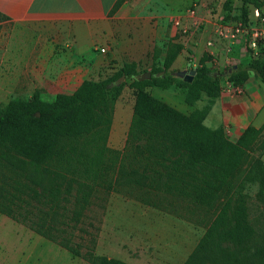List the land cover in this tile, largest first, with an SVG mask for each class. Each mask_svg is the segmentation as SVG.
<instances>
[{
  "label": "trees",
  "instance_id": "trees-1",
  "mask_svg": "<svg viewBox=\"0 0 264 264\" xmlns=\"http://www.w3.org/2000/svg\"><path fill=\"white\" fill-rule=\"evenodd\" d=\"M236 20L248 26L250 12L264 16V0H236ZM123 0H118L115 8ZM250 53L247 65L227 75L232 86H243L249 73L264 85V54ZM155 47L149 79L137 77L136 63L101 81H84L72 94H57L51 102L39 92L14 98L0 108V214L56 244L88 264H126L95 253L94 242L84 247L76 232L89 210L95 187L86 181L87 153L65 139L85 137L100 126L97 115L108 117L125 83L134 91V104L114 186L135 193L143 205L161 209L165 196L206 211L205 229L182 264H264V229L255 228L247 201L232 194V184L262 128L247 127L235 142L221 128L204 125L220 93V74L203 57L190 84L173 76L171 66L182 46L169 42ZM162 56V57H161ZM124 81L116 86V81ZM180 89L184 102L207 103L186 115L150 93V89ZM260 148L264 150V140ZM248 181H258L257 201L263 205L264 165L255 161ZM227 195H221L224 192ZM208 219V220H207ZM84 250V252H82Z\"/></svg>",
  "mask_w": 264,
  "mask_h": 264
},
{
  "label": "crops",
  "instance_id": "crops-1",
  "mask_svg": "<svg viewBox=\"0 0 264 264\" xmlns=\"http://www.w3.org/2000/svg\"><path fill=\"white\" fill-rule=\"evenodd\" d=\"M216 1L123 0L115 8L118 0H0V98H5L6 104L25 92L30 98L37 91L41 99L72 94L84 81L104 80L124 64L139 65L141 61L142 68L150 72L154 48H161L163 56L165 45L172 42L180 44L182 51L171 70L189 71L207 57L205 65H213V71L220 74V93L204 125L221 128L235 142L247 127L264 124V85L250 72L243 94H228L221 87L238 65L249 63L245 32L261 25L254 14L258 9H252L245 26L235 19L239 8L236 0ZM196 2L190 16L188 10ZM262 11L264 14V6ZM174 18L186 29L185 35L172 25ZM199 22L202 25L196 26ZM217 26L226 30L241 27L244 34L235 40L220 38L215 34ZM261 49L264 54V40ZM190 50L195 56L187 59L185 52L191 55ZM180 95L178 103L157 99L186 115L207 103L203 98L188 106L184 93Z\"/></svg>",
  "mask_w": 264,
  "mask_h": 264
},
{
  "label": "rangeland",
  "instance_id": "rangeland-1",
  "mask_svg": "<svg viewBox=\"0 0 264 264\" xmlns=\"http://www.w3.org/2000/svg\"><path fill=\"white\" fill-rule=\"evenodd\" d=\"M212 13L210 9L211 16ZM190 53L185 52L187 59L195 56L192 50ZM181 62L180 58L176 64ZM138 64L137 72L146 70L142 68V61ZM194 66L193 69L199 65ZM212 66L209 69L213 71ZM150 93L165 102L170 99L178 103L176 100L183 90L153 88ZM22 94L13 98H27L26 92ZM53 98L52 95L50 99L46 97L42 100L51 102ZM4 102L6 99L0 98V108L5 106ZM133 104L134 91L125 83L112 104L110 115H97L100 121L97 129L85 137L64 140L67 146L75 145L81 152L87 153L84 174L86 181L95 187L92 204L76 232V240L84 247L90 246L93 241L95 253L126 264H182L204 232L206 211L169 196L160 202L161 209H155L143 205L135 193L125 188L118 191L114 186ZM260 128L262 131L249 151L244 166L230 183L232 194H241L246 199L249 216L256 229H264V219L261 217L263 205L257 201L258 181H248L246 176L255 161L264 165V150L260 148L264 140V124ZM227 194L226 191L221 195ZM0 264L88 263L0 215Z\"/></svg>",
  "mask_w": 264,
  "mask_h": 264
},
{
  "label": "built area",
  "instance_id": "built-area-1",
  "mask_svg": "<svg viewBox=\"0 0 264 264\" xmlns=\"http://www.w3.org/2000/svg\"><path fill=\"white\" fill-rule=\"evenodd\" d=\"M198 2H196L192 7L188 10V14L190 16L194 15L195 9L197 7ZM255 16L260 22V27H252L246 29L245 35L247 37L246 41V50L252 51L253 55H257L259 53V43H261L264 40V17L260 16L258 11H255ZM172 25L176 28H181V22L179 19L174 18L172 19ZM202 23L196 24V26H201ZM182 35L186 34V29L181 28ZM215 34L218 35L220 38H224L227 40H235L237 37L244 34V30L241 27H237L231 30H226L221 26H217L215 29ZM101 54L105 53L104 49L99 50ZM221 90L223 92H226L228 94L232 95H241L243 94V88L242 86H232L228 81H226L222 87Z\"/></svg>",
  "mask_w": 264,
  "mask_h": 264
},
{
  "label": "water",
  "instance_id": "water-1",
  "mask_svg": "<svg viewBox=\"0 0 264 264\" xmlns=\"http://www.w3.org/2000/svg\"><path fill=\"white\" fill-rule=\"evenodd\" d=\"M195 75V70L194 69H190L189 71H178V72H174L173 76L177 77L179 79H182L183 82L190 84L193 80V77ZM151 77V74L149 71H147L146 73L140 75L137 77L138 81H143L146 79H149ZM124 81V77H120L115 85L119 86L122 82Z\"/></svg>",
  "mask_w": 264,
  "mask_h": 264
}]
</instances>
